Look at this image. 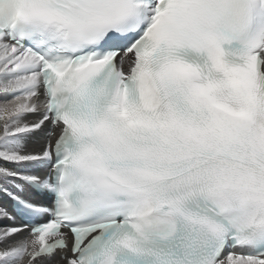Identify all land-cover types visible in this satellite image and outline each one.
Returning <instances> with one entry per match:
<instances>
[{
    "label": "snow or ice",
    "instance_id": "snow-or-ice-1",
    "mask_svg": "<svg viewBox=\"0 0 264 264\" xmlns=\"http://www.w3.org/2000/svg\"><path fill=\"white\" fill-rule=\"evenodd\" d=\"M0 96V264H264V0H0Z\"/></svg>",
    "mask_w": 264,
    "mask_h": 264
},
{
    "label": "bare ground",
    "instance_id": "bare-ground-1",
    "mask_svg": "<svg viewBox=\"0 0 264 264\" xmlns=\"http://www.w3.org/2000/svg\"><path fill=\"white\" fill-rule=\"evenodd\" d=\"M3 99V97L2 96H0V100H2ZM33 119L35 118V117H32Z\"/></svg>",
    "mask_w": 264,
    "mask_h": 264
}]
</instances>
